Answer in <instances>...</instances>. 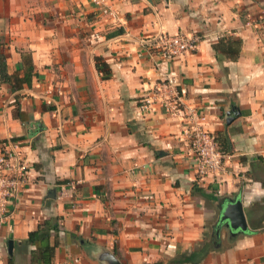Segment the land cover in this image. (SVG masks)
Masks as SVG:
<instances>
[{"label":"crops","instance_id":"crops-1","mask_svg":"<svg viewBox=\"0 0 264 264\" xmlns=\"http://www.w3.org/2000/svg\"><path fill=\"white\" fill-rule=\"evenodd\" d=\"M160 33L198 41L166 59L149 43ZM229 38L235 58L212 48ZM0 52V142L28 164L0 264H31L44 242L24 241L44 220L50 264H103L100 249L120 264H264V0H0ZM160 79L179 115L139 107ZM191 119L228 154L200 183ZM225 198L245 232L215 221Z\"/></svg>","mask_w":264,"mask_h":264},{"label":"built area","instance_id":"built-area-1","mask_svg":"<svg viewBox=\"0 0 264 264\" xmlns=\"http://www.w3.org/2000/svg\"><path fill=\"white\" fill-rule=\"evenodd\" d=\"M102 12L111 16L115 15L114 11L106 8H102ZM197 41L196 36L160 33L151 38L149 43L162 58L168 59L186 50H194ZM154 103L159 104L171 116L179 115L182 111L178 93L172 82L167 79H160L148 93L144 94L139 107L146 109ZM186 112L190 118L203 120L194 108H188ZM192 122L193 124L184 132L188 134L190 150L195 159V180L200 183L207 175H216L220 171L222 161L228 157V154L218 149L212 133L200 124H195L193 120ZM27 167L28 164L22 156L17 140L7 138L0 142V222L8 216V206L14 201L19 189L27 182Z\"/></svg>","mask_w":264,"mask_h":264},{"label":"trees","instance_id":"trees-1","mask_svg":"<svg viewBox=\"0 0 264 264\" xmlns=\"http://www.w3.org/2000/svg\"><path fill=\"white\" fill-rule=\"evenodd\" d=\"M239 45H240V41L236 38H229L228 40H224V41L219 39L217 43H215L212 46V48L216 53L219 52L220 54H225V56L229 58H235L238 53ZM102 64L96 61V67L102 66ZM11 76H12L11 74L7 73L4 56L0 52V81L9 83ZM11 89L13 90L16 89L15 86H13V84L11 85ZM54 228H55L54 223H51L50 220L49 221L44 220L38 224L35 230L27 233V237L24 241L25 243L31 244L37 240L44 242L43 247H41L42 249L32 254L31 264H50L52 252H53V246L48 245L46 243V239L48 236V231Z\"/></svg>","mask_w":264,"mask_h":264},{"label":"water","instance_id":"water-1","mask_svg":"<svg viewBox=\"0 0 264 264\" xmlns=\"http://www.w3.org/2000/svg\"><path fill=\"white\" fill-rule=\"evenodd\" d=\"M215 218L217 224L225 227L232 236L247 230L242 204L238 198H225L220 203ZM97 258L103 264H120L114 254L107 249H100Z\"/></svg>","mask_w":264,"mask_h":264}]
</instances>
